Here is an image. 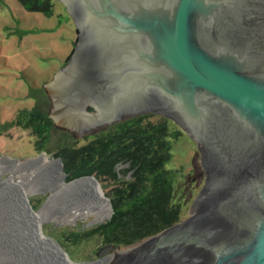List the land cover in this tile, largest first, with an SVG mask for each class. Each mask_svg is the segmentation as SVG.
Returning <instances> with one entry per match:
<instances>
[{"label": "water", "instance_id": "1", "mask_svg": "<svg viewBox=\"0 0 264 264\" xmlns=\"http://www.w3.org/2000/svg\"><path fill=\"white\" fill-rule=\"evenodd\" d=\"M56 1L77 29L44 84L57 128L82 136L156 113L197 143L204 170L184 219L95 260L264 264V0Z\"/></svg>", "mask_w": 264, "mask_h": 264}, {"label": "rangeland", "instance_id": "2", "mask_svg": "<svg viewBox=\"0 0 264 264\" xmlns=\"http://www.w3.org/2000/svg\"><path fill=\"white\" fill-rule=\"evenodd\" d=\"M65 9L61 2L55 0L54 14L45 16L41 12L28 11L18 0H0L1 121L10 118L19 105L34 103L27 96L31 87L40 88L38 92H31L36 98L35 105L43 109L47 107L49 95L44 84L64 65L77 36L72 29L74 22L71 17L68 16V23L64 21V15H69ZM159 118L154 114L150 119L158 121ZM0 130V264H57L56 256L46 252L29 222L24 220L23 201L20 202L17 190H11L4 184L8 180L17 182L23 178L29 185L28 205L33 211L44 209L48 216L41 223L44 235L56 240L75 264H105L95 260L97 252L104 247L98 236L75 241L70 235L98 227L110 218L112 210L98 221L94 220L93 214L73 219L74 212L86 208L88 197L85 191L73 189L70 185L74 179H67L61 158L63 180L55 164L40 159L42 154H46L57 160L59 157L55 151L59 146L73 144L76 139L78 145L85 144V137L101 132L102 128L90 130L82 136L57 128L51 132L50 141L43 151L34 148V137L27 130L15 126L5 131L1 125ZM178 135L172 139V156L166 167L179 172L177 191L185 200L184 219L203 185L204 170L197 143L182 130ZM125 167L126 164H122L119 170ZM99 182L105 197L109 198L106 193L110 182Z\"/></svg>", "mask_w": 264, "mask_h": 264}, {"label": "trees", "instance_id": "3", "mask_svg": "<svg viewBox=\"0 0 264 264\" xmlns=\"http://www.w3.org/2000/svg\"><path fill=\"white\" fill-rule=\"evenodd\" d=\"M18 1L28 11L54 14L55 0ZM39 89L29 88L27 96L34 103L19 105L10 118L0 120V125L5 131L15 126L29 131L34 137V148L43 151L58 126L50 116V97L45 109L35 105L31 92ZM152 115L118 121L85 137V144L78 145L76 139L73 144L56 149L55 155L61 157L68 180L94 175L101 182H110L106 195L111 201L112 215L90 231L71 233L72 240L96 235L104 246L130 247L182 220L186 204L177 191L179 172L166 167L172 156V139L182 129L164 116L152 121ZM122 164L126 167L119 170Z\"/></svg>", "mask_w": 264, "mask_h": 264}, {"label": "bare ground", "instance_id": "4", "mask_svg": "<svg viewBox=\"0 0 264 264\" xmlns=\"http://www.w3.org/2000/svg\"><path fill=\"white\" fill-rule=\"evenodd\" d=\"M40 159L45 163L46 161H51L53 164H55L57 166L58 174L63 180V173L60 169L61 166L59 159H50V157L46 154H42L40 156ZM35 172L37 171L35 170ZM4 184L11 190H17L20 202L23 201V203L21 202V206L24 213L23 216L25 217L23 218L24 220H27L29 222L31 230L33 229L34 235L37 240L44 245L46 252L56 256L63 264H75L70 261L68 253L60 247L56 240L44 235L41 223L42 221L46 220L48 216L46 215L44 209H41L39 211H33L30 205H28V182L23 178L18 180L17 182L8 180ZM70 185L73 187V189L85 191V196L88 197V201L86 202V208H81V210H79L78 212H74L75 215L73 219L93 214L94 220L98 221L104 219L109 214V212L111 211L110 203L105 197L99 182L95 178L90 177L86 179H77L75 181H72Z\"/></svg>", "mask_w": 264, "mask_h": 264}, {"label": "crops", "instance_id": "5", "mask_svg": "<svg viewBox=\"0 0 264 264\" xmlns=\"http://www.w3.org/2000/svg\"><path fill=\"white\" fill-rule=\"evenodd\" d=\"M64 12L67 13L66 10H64ZM65 13H64V14H65ZM68 16H69V15H67V14L64 15V21H65L66 23H68V22L70 21V19H69ZM72 29H74V30L76 31V27L74 26L73 23H72ZM75 40H76V39H74V42H73L74 44H75ZM72 47L74 48V46H72ZM73 48H72V49H73Z\"/></svg>", "mask_w": 264, "mask_h": 264}, {"label": "flooded vegetation", "instance_id": "6", "mask_svg": "<svg viewBox=\"0 0 264 264\" xmlns=\"http://www.w3.org/2000/svg\"><path fill=\"white\" fill-rule=\"evenodd\" d=\"M66 10V9H65ZM76 32H77V29H76ZM76 42V41H75ZM147 114H156V113H147ZM145 115V114H143ZM156 115H159V114H156ZM159 116H163V115H159ZM165 117V116H164ZM168 118V117H167ZM170 119V118H169ZM172 120V119H171ZM173 121V120H172ZM179 126V125H178ZM106 127V126H105ZM104 128V127H103ZM183 131V130H182ZM187 136H189L185 131H183ZM70 133H74V132H70ZM190 137V136H189ZM191 138V137H190Z\"/></svg>", "mask_w": 264, "mask_h": 264}]
</instances>
